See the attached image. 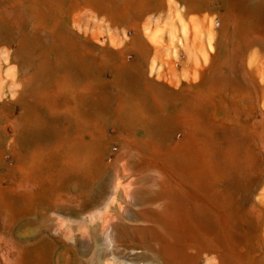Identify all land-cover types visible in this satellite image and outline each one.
I'll return each instance as SVG.
<instances>
[{"label": "rangeland", "instance_id": "1", "mask_svg": "<svg viewBox=\"0 0 264 264\" xmlns=\"http://www.w3.org/2000/svg\"><path fill=\"white\" fill-rule=\"evenodd\" d=\"M184 1L0 0V264H264V0ZM190 130L226 239L174 259L143 217L165 176L129 167Z\"/></svg>", "mask_w": 264, "mask_h": 264}, {"label": "bare ground", "instance_id": "2", "mask_svg": "<svg viewBox=\"0 0 264 264\" xmlns=\"http://www.w3.org/2000/svg\"><path fill=\"white\" fill-rule=\"evenodd\" d=\"M209 1L210 0H208V2ZM187 2L189 11L196 12V10L199 11L198 8L201 9V7L205 6L203 4L200 5L198 3H193L194 1L192 3L190 2V4L189 1ZM192 18L195 19L194 17ZM162 47L161 45L159 48L157 47L159 53L162 52ZM179 118L186 120L183 122H186L187 124H190V121L192 120L193 126L196 127L193 118L189 114L187 115L184 113L183 115H180ZM195 134V132L190 130V133L187 136L188 138L184 144L170 147L166 152L165 150L163 151L165 152L166 158L169 160H167L169 162L168 166L167 164L166 166L160 164V161L158 165V162L156 163L153 161V159H150L149 156H143L141 160L135 161L129 167V169L144 171L151 167H156L160 170V173L165 176L164 180H162L161 184L159 185V189L155 191L156 194H154L152 198L153 201L157 203V206H154L155 208L149 211L143 212V217L148 216V219L150 216L151 220H156L155 222H158L162 225L165 236H162L163 238L156 237L154 232H152L154 235L150 237H154V241L158 240L162 248H165L164 251H166L167 254L169 253L174 259V256L179 254V252L182 255L185 254V252L187 253L185 249L189 247L188 242L193 239H198L197 232L199 231L204 234H206L205 230L215 233V236L220 242H223L226 239L224 234L217 233V231L214 232L209 227H205L206 224L204 221L207 217H211L212 219V217L218 216L219 212L224 213L229 204V197L224 191L220 190V174L218 175V172L214 170L220 169V164L215 160V156L213 154L210 155L214 159V162L211 159H209V163L207 162L206 157L208 155L202 150L198 149L195 145V143H203L205 139L202 140L200 137H194ZM124 169L127 170V167ZM170 175L173 176V179L169 177ZM138 180L139 177H135L133 179V181L136 182ZM109 231L110 229L108 230V236H111V231ZM220 255H222V259H224L226 262L228 259L226 255Z\"/></svg>", "mask_w": 264, "mask_h": 264}]
</instances>
